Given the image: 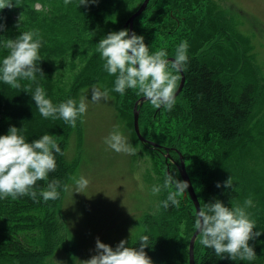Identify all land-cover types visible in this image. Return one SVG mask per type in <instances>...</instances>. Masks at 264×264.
<instances>
[{
  "label": "trees",
  "instance_id": "obj_1",
  "mask_svg": "<svg viewBox=\"0 0 264 264\" xmlns=\"http://www.w3.org/2000/svg\"><path fill=\"white\" fill-rule=\"evenodd\" d=\"M143 1L97 0L80 5L81 0H71L65 6L64 0H21L22 5L16 7L11 0V9L0 10V23L5 26L0 37L15 39L20 34L16 25L21 15V32L39 31L42 44L37 66L43 73H36L35 81L20 80L19 89L0 81L2 101L10 98L13 104L11 113H0V136L7 135L11 126L21 128L19 134L29 143L52 131L63 136L56 141L64 152L55 157L56 171L37 182L35 190L39 193L52 179L64 185L74 166L65 156L68 137L79 130V122L72 128L60 119L37 122L34 117V121L35 101L26 91L29 86L32 92L40 86L54 104L69 98L78 104L81 90L100 84L114 98L119 117L133 131L134 144L143 145L142 157L145 147L150 149L155 176L150 177L147 168L145 174L152 187L162 185L169 174L183 181L179 165L184 160L201 207L215 200L235 207L247 195L248 186L264 182L258 175L264 171V98L257 71L250 73L241 66V56L236 62L228 61L229 50L237 48L238 39L233 44L229 40L237 36L238 29L212 0H150L146 10L135 18L134 32L144 37L150 52L166 50V59L174 58L178 45L187 41L188 63L184 68L185 86L171 111L157 109L148 101L139 106L140 130L148 140L142 143L134 129V105L142 95L134 89H126L124 95L112 91L116 77L104 70L97 44L110 32L129 31L126 22ZM3 48L0 40V62L8 55ZM77 58L80 67L73 79L65 77L57 83V68ZM230 176L235 191L223 187ZM62 192L59 190V198ZM253 194L260 192L255 190ZM262 196L247 209L248 213H259L250 219L255 221L254 232L260 233H264V193ZM157 197L156 209L146 212L142 231L127 246L139 249L140 237L148 236L145 252L152 264H189L190 241L196 232L194 202L183 194L177 197L178 207L165 209L167 192L161 191ZM59 198L44 202L38 195V203L29 197L0 199V264H51L53 251L45 248L41 237L56 221ZM249 245L256 253L253 261L220 259L200 243L198 236L196 264H264V234Z\"/></svg>",
  "mask_w": 264,
  "mask_h": 264
},
{
  "label": "clouds",
  "instance_id": "obj_2",
  "mask_svg": "<svg viewBox=\"0 0 264 264\" xmlns=\"http://www.w3.org/2000/svg\"><path fill=\"white\" fill-rule=\"evenodd\" d=\"M89 2L95 4L97 0H81L80 5ZM70 3L71 0H64L65 6ZM21 5V0H15L16 7ZM12 7L11 0H0V10ZM21 17L16 25L20 34L15 39L0 37V40H3V47L8 50V55L0 62V81L13 89L21 87L20 80L35 81L36 73L43 75L37 66L42 44L40 33L38 30L21 32ZM4 30V24L0 23V31ZM187 49V41H182L175 50L174 59L169 61L166 59L168 56L166 50L150 52L144 43V37L136 35L135 32L130 36L127 29L110 32L97 44V52L105 62L104 70L116 77L112 91L124 95L126 89L137 90L138 94L155 108L163 107L168 111H171L175 104L179 73L188 63ZM26 92L31 94L43 118L62 119L72 128L76 127L77 119L87 112L86 97H82L78 104L76 100L69 98L59 105H54L52 100L46 98L43 87L37 86L32 92L29 86ZM108 99L107 89L101 91L96 86L92 87L91 103L98 104ZM20 131L21 129L11 126L7 135L0 136V199L11 197L12 200H16L19 197H29L37 203L38 195L44 202L58 199L59 190L68 191V186L62 185L58 179L50 180L46 188H42L39 193L35 189L37 182L46 180L50 173L56 171L55 157L63 156L64 152L53 135L44 134L29 143L19 134ZM104 143L116 153L136 155L135 148L118 130L111 132ZM73 181L76 193L83 192L89 185V181L83 176L79 179L73 177ZM188 187L186 181H180L169 174L165 176L162 185L152 187V194L157 195L161 191H166L167 197L163 201V207L168 209L170 206H179L180 201L177 197L186 194ZM216 187L220 188L221 184L217 183ZM223 187L236 190L231 176L224 182ZM252 205V199L248 198L243 206L229 208L220 200H215L199 207L194 227L198 231L200 243L205 248L213 250L220 259L255 260L256 253L249 245V241L257 239L264 233L254 232L255 221L250 219L247 212ZM139 242V249L126 246L127 240H121L113 249L97 238L95 255L81 261V264H152L145 252V248L149 247V237L141 236Z\"/></svg>",
  "mask_w": 264,
  "mask_h": 264
},
{
  "label": "rangeland",
  "instance_id": "obj_3",
  "mask_svg": "<svg viewBox=\"0 0 264 264\" xmlns=\"http://www.w3.org/2000/svg\"><path fill=\"white\" fill-rule=\"evenodd\" d=\"M212 3L238 29L237 36L233 35L229 40L233 44L238 39L237 48L229 50L228 61L236 62L241 56V66L243 64L250 73L257 71L264 98V0H212ZM79 67L80 60L77 58L65 67L57 68V83L63 82L65 77L72 80ZM93 86L105 90L97 84L80 92L78 103L82 97H86L87 112L77 119L79 130L72 131L68 137L65 156L74 164L64 184L68 186V191L60 195L58 216L52 229L45 231L41 237L45 248L53 251L51 264H81V261L95 255L97 238L113 249L121 240H127L129 244L142 231L141 222L146 212L154 211L159 203L157 195L152 194V184L145 174L147 168L150 177L155 176L150 149L145 147L142 157L143 145L140 142L139 145L134 144L133 131L119 117L110 93L107 101L91 103ZM3 92L0 91V113L5 110L9 114L13 104L10 98L2 101ZM34 117L37 122L45 120L36 105L32 118L35 121ZM114 130H118L135 148L136 155L116 153L104 143ZM50 135L56 141L63 137L53 131ZM260 174L263 178L264 171L260 170ZM80 176L86 178L89 185L83 192L76 193L73 177L79 179ZM259 185L248 186L247 195L241 198L238 205L243 206L248 198L252 199L253 204L257 197L262 198L264 182ZM255 190L260 194H253ZM249 214L256 217L259 213L253 211Z\"/></svg>",
  "mask_w": 264,
  "mask_h": 264
},
{
  "label": "water",
  "instance_id": "obj_4",
  "mask_svg": "<svg viewBox=\"0 0 264 264\" xmlns=\"http://www.w3.org/2000/svg\"><path fill=\"white\" fill-rule=\"evenodd\" d=\"M150 0H144L141 4V6L138 8V10L129 18V20L126 22V26L129 28V35L134 32V22L135 18L140 16L147 8ZM174 58H168L169 61L173 60ZM181 74V81L178 86V88L175 91V99L176 97L182 92L185 82H186V75L184 73V70L180 73ZM145 101H147L143 96L135 103L134 105V129L137 134V137L142 143H148V140L142 135L141 130H140V124H139V118H140V109L139 106L142 105ZM149 144L153 147H159L158 144L155 142L149 141ZM179 171L182 177L183 181H186L189 185L186 194L191 197V199L194 202L196 212L198 211L199 207H201L200 200L197 196V193L195 191V188L193 186V183L191 181V178L187 172L185 161L181 160V163L179 165ZM199 234L198 231L193 234L191 241H190V246H189V264H196L195 260V244L196 240L198 238Z\"/></svg>",
  "mask_w": 264,
  "mask_h": 264
},
{
  "label": "flooded vegetation",
  "instance_id": "obj_5",
  "mask_svg": "<svg viewBox=\"0 0 264 264\" xmlns=\"http://www.w3.org/2000/svg\"><path fill=\"white\" fill-rule=\"evenodd\" d=\"M168 158H169V156H168Z\"/></svg>",
  "mask_w": 264,
  "mask_h": 264
}]
</instances>
